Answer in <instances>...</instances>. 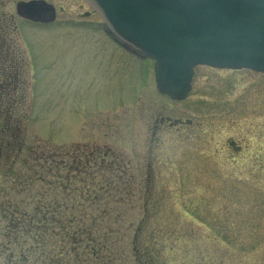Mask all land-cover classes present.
I'll use <instances>...</instances> for the list:
<instances>
[{"label": "rangeland", "instance_id": "1", "mask_svg": "<svg viewBox=\"0 0 264 264\" xmlns=\"http://www.w3.org/2000/svg\"><path fill=\"white\" fill-rule=\"evenodd\" d=\"M17 1L3 10L15 12ZM51 1L63 7L55 21L20 23L14 35L28 31L37 74L28 73L24 109L0 113V264L14 181L39 142L115 151L123 201L111 206L123 219L99 255L61 259L20 239L11 243L22 257L14 264H264V73L196 65L187 95L172 99L155 85L153 60L142 83L145 63L108 37L84 0ZM25 115L24 148L10 150ZM228 137L242 145L233 160L220 144ZM149 177L155 183L145 184Z\"/></svg>", "mask_w": 264, "mask_h": 264}, {"label": "trees", "instance_id": "2", "mask_svg": "<svg viewBox=\"0 0 264 264\" xmlns=\"http://www.w3.org/2000/svg\"><path fill=\"white\" fill-rule=\"evenodd\" d=\"M11 107L0 109L11 112ZM27 131L26 119L14 122L10 150L13 144L23 150ZM32 150L25 162L27 173L14 181L7 205L14 243L33 241L28 247L35 253L56 252L61 259L82 250L95 256L110 248L114 225L123 219L111 206L123 201L117 179L124 169L115 151L86 143L55 147L44 142ZM25 192L28 196H19Z\"/></svg>", "mask_w": 264, "mask_h": 264}, {"label": "water", "instance_id": "3", "mask_svg": "<svg viewBox=\"0 0 264 264\" xmlns=\"http://www.w3.org/2000/svg\"><path fill=\"white\" fill-rule=\"evenodd\" d=\"M86 1L128 47L155 59L157 86L174 98L191 89L196 64L264 72V0Z\"/></svg>", "mask_w": 264, "mask_h": 264}, {"label": "flooded vegetation", "instance_id": "4", "mask_svg": "<svg viewBox=\"0 0 264 264\" xmlns=\"http://www.w3.org/2000/svg\"><path fill=\"white\" fill-rule=\"evenodd\" d=\"M32 1H35L36 5L44 9L42 11L41 8L38 10H33L32 15H28L26 13V10L22 9V7L19 6L25 5L26 3ZM40 1H45L48 4H53L55 8L53 15L51 8H49L48 10L45 9L49 7V5H47L46 3L42 4ZM5 5V0H0V108L4 107V105L7 104H13L14 107H11V112H6L1 109L0 110L5 113L4 116L7 119H10L12 113L16 108L20 110L24 109V106H26L25 101L28 96L27 81H29V71L33 69V71L37 73L33 61L34 57L30 53V48H28V31H22V36H14L18 30L17 26H20V23L23 22H30L34 24L51 23L57 19L58 11L60 9L63 10V7L58 9V7L51 0H18L15 6V12L8 13L7 11L3 10ZM86 13L89 12L87 11ZM20 27L22 28V26ZM107 35L115 44L121 47L122 50L127 49L123 47L121 43H118L114 36H110L109 33H107ZM26 49L28 50V54L26 53ZM127 50L135 55L138 59H146L145 55H143L141 52L130 49ZM26 54L28 56H26ZM139 76L142 82L144 81V79H146V77H144L142 74L141 67L139 68ZM144 84L146 83L144 82ZM27 113L29 114V111ZM28 118L29 116L25 115L23 119L25 120ZM16 120L19 119L16 118ZM162 121L164 122V119ZM104 123L105 122H102V125ZM157 130L158 129H156L154 132L157 133ZM222 141L223 142L220 143L222 144L221 147L223 149L228 148L226 151V158L228 160H233L236 153L241 151L242 145L237 143L236 140L229 137ZM106 150L112 151L110 148ZM188 180H191V178H188ZM139 183L142 184L143 182ZM152 183H155V179L153 180L151 177L145 179V184ZM11 233L12 232L10 231V235L12 238ZM13 242V238L7 240V242L4 244V249L6 250H4L2 247V253L6 256L5 264H14V262L18 263V261H21L22 259V257L15 258L13 256L14 251L11 249V243ZM27 258L28 257H25V259Z\"/></svg>", "mask_w": 264, "mask_h": 264}]
</instances>
